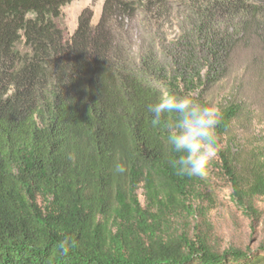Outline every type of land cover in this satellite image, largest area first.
Segmentation results:
<instances>
[{"label": "trees", "instance_id": "trees-1", "mask_svg": "<svg viewBox=\"0 0 264 264\" xmlns=\"http://www.w3.org/2000/svg\"><path fill=\"white\" fill-rule=\"evenodd\" d=\"M75 1L0 0V264H264V251L220 253L166 232L186 200H213L203 176L176 174L168 130L147 112L165 92L211 105L235 41L207 10L233 15L243 33L264 0H214L184 22L167 0H104L97 24L82 14L69 35L61 9ZM133 25L152 41L137 46ZM219 109L217 143L241 107ZM219 157L248 212V199L264 198V167L244 188L230 152ZM65 235L78 241L66 256Z\"/></svg>", "mask_w": 264, "mask_h": 264}, {"label": "rangeland", "instance_id": "rangeland-1", "mask_svg": "<svg viewBox=\"0 0 264 264\" xmlns=\"http://www.w3.org/2000/svg\"><path fill=\"white\" fill-rule=\"evenodd\" d=\"M172 4L176 19L184 22L189 8L208 7L214 0H167ZM104 0H78L61 9L62 23L68 34L76 30L82 14L91 17L96 25L102 13ZM261 11L256 23L243 33H239L233 15L218 9L207 10L213 19L221 23L219 27L229 35L234 29V49L228 61V74L206 95L211 105L221 107L235 103L241 107L227 135L218 142V151L203 176L208 187L207 195L212 197V205L202 198H192L184 202L169 217L167 233L196 242L203 241L216 252L240 251L260 254L264 251V198L248 199V212L232 200L233 187L226 176L220 153L229 151L233 165L245 188L251 183V175L257 166L264 167V2L256 4ZM188 9V10H187ZM129 35L137 46L149 44L153 37L142 27L133 25ZM174 30L165 24L163 35L171 38ZM164 36V37H166ZM263 38V39H261ZM140 204L145 200L142 190L138 192Z\"/></svg>", "mask_w": 264, "mask_h": 264}, {"label": "clouds", "instance_id": "clouds-1", "mask_svg": "<svg viewBox=\"0 0 264 264\" xmlns=\"http://www.w3.org/2000/svg\"><path fill=\"white\" fill-rule=\"evenodd\" d=\"M153 128L168 130L167 143L178 154L170 163L178 176L202 177L209 162L218 151L217 128L222 112L217 106L201 103L189 95L162 93L155 103L147 105ZM174 114V118H173ZM123 163H115L114 174L126 173ZM78 241L69 235L59 240L56 248L60 255H68Z\"/></svg>", "mask_w": 264, "mask_h": 264}]
</instances>
